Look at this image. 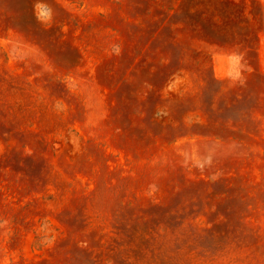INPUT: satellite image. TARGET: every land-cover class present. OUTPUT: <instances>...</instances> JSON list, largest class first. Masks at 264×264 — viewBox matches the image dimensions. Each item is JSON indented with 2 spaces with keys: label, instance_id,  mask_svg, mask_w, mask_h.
Returning a JSON list of instances; mask_svg holds the SVG:
<instances>
[{
  "label": "rangeland",
  "instance_id": "obj_1",
  "mask_svg": "<svg viewBox=\"0 0 264 264\" xmlns=\"http://www.w3.org/2000/svg\"><path fill=\"white\" fill-rule=\"evenodd\" d=\"M0 264H264V0H0Z\"/></svg>",
  "mask_w": 264,
  "mask_h": 264
}]
</instances>
